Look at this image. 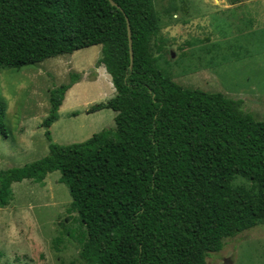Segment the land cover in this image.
<instances>
[{"label":"trees","instance_id":"1","mask_svg":"<svg viewBox=\"0 0 264 264\" xmlns=\"http://www.w3.org/2000/svg\"><path fill=\"white\" fill-rule=\"evenodd\" d=\"M114 1L0 0V70L101 45L97 66L116 88L87 111L113 109L115 127L70 144L55 142L50 128L81 75L51 90L49 153L0 171V206L13 183L44 184L60 171L86 229L83 264H207L226 238L264 223V120L245 111L243 99L183 87L159 67L154 0ZM5 119L0 101V134L8 137ZM237 177L255 189L235 185Z\"/></svg>","mask_w":264,"mask_h":264},{"label":"rangeland","instance_id":"2","mask_svg":"<svg viewBox=\"0 0 264 264\" xmlns=\"http://www.w3.org/2000/svg\"><path fill=\"white\" fill-rule=\"evenodd\" d=\"M154 0L160 30L151 48L161 69L187 88L222 92L243 99V108L264 120V0ZM94 45L50 57L40 63L0 70V101L6 106L8 137L0 134V171L20 167L49 153L43 121L49 114L51 90L81 75L80 89L69 93L51 126L59 144L82 142L115 127L116 112L90 107L116 94L111 76L97 61ZM106 77V78H105ZM112 89V90H111ZM112 93V94H111ZM61 172L45 183L31 179L13 183V197L0 206V264H83L79 252L86 230L73 198L60 181ZM235 185L254 190L242 177ZM207 264H264V223L224 240Z\"/></svg>","mask_w":264,"mask_h":264},{"label":"water","instance_id":"3","mask_svg":"<svg viewBox=\"0 0 264 264\" xmlns=\"http://www.w3.org/2000/svg\"><path fill=\"white\" fill-rule=\"evenodd\" d=\"M110 1L113 5L118 6V4L114 0H110ZM127 23H128V35H129V45H130V69H133L134 66L133 37H132V28L128 18H127Z\"/></svg>","mask_w":264,"mask_h":264},{"label":"crops","instance_id":"4","mask_svg":"<svg viewBox=\"0 0 264 264\" xmlns=\"http://www.w3.org/2000/svg\"><path fill=\"white\" fill-rule=\"evenodd\" d=\"M236 4H232V3H230L229 4V6H235ZM103 67L105 68V66H103V65H101L100 66V71H101V74L99 75V76H97V78H96V80H94V81H92V82H94V83H97V82H99L100 80H101V78H102V70H103ZM106 70V69H105ZM108 73V72H107ZM109 74V73H108ZM110 75V74H109ZM111 76V75H110ZM106 78V77H105ZM82 83V81H80V82H78V83H76V84H74L68 91H67V93H66V96H65V99H64V102H65V100H66V98L69 96V93L71 92V91H73V90H76V89H80L81 87H80V84ZM112 90V89H111ZM112 94V93H111ZM115 95V94H114ZM114 95H112L111 97H113ZM69 98V97H68ZM73 98V96L71 97V98H69V99H72ZM109 99V98H108ZM63 102V103H64ZM62 106H63V104H62ZM90 107V105L88 106V108ZM100 111V110H99Z\"/></svg>","mask_w":264,"mask_h":264}]
</instances>
